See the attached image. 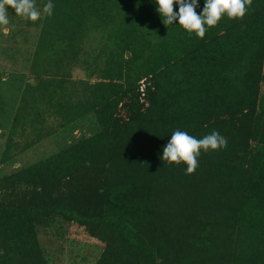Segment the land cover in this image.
Here are the masks:
<instances>
[{
	"label": "trees",
	"instance_id": "trees-1",
	"mask_svg": "<svg viewBox=\"0 0 264 264\" xmlns=\"http://www.w3.org/2000/svg\"><path fill=\"white\" fill-rule=\"evenodd\" d=\"M48 2L26 20L38 29L26 53L34 81L21 87L1 160L21 126L37 131L49 115L64 126L92 111L99 129L3 177L0 264H48L37 226L57 220L103 244L91 264H264V0L205 25L203 39L179 21L166 27L155 0H51V16ZM94 34L102 41L87 49ZM175 130H217L227 146L202 149L187 175L160 159Z\"/></svg>",
	"mask_w": 264,
	"mask_h": 264
},
{
	"label": "rangeland",
	"instance_id": "rangeland-1",
	"mask_svg": "<svg viewBox=\"0 0 264 264\" xmlns=\"http://www.w3.org/2000/svg\"><path fill=\"white\" fill-rule=\"evenodd\" d=\"M35 5L41 8L40 0H35ZM6 7L9 23L0 25V184L3 177L20 167L56 152L66 143L99 129L92 111L64 126L58 125L56 117L49 115L43 126H38L37 131L22 130L21 126L12 138L17 151L8 159L1 160V152L11 129L10 122L20 99L21 87L24 86L25 80L34 81L28 69L26 53L34 46L38 30L33 24L27 26L26 20L29 19L16 15L13 9ZM98 40L101 42L102 38L94 34V37L87 39L85 47L92 50L98 44ZM50 65L56 67L54 62ZM67 68L69 67L65 62L61 69ZM11 69H15L17 74L7 77ZM70 69L74 78L85 77V71L78 65L72 64ZM145 81V77L139 79V90H143ZM260 87L264 89V81ZM124 100L118 103L119 117H126ZM140 100L147 104L143 91ZM66 184L65 181L62 188H66ZM9 193L0 185L1 198L4 195L9 196ZM37 235L45 255L48 256V264H91L103 247L99 240L89 235L77 222L72 221L57 220L50 225H38Z\"/></svg>",
	"mask_w": 264,
	"mask_h": 264
},
{
	"label": "clouds",
	"instance_id": "clouds-1",
	"mask_svg": "<svg viewBox=\"0 0 264 264\" xmlns=\"http://www.w3.org/2000/svg\"><path fill=\"white\" fill-rule=\"evenodd\" d=\"M253 0H205V5L201 14H197L199 0H155L156 11L162 18V23L168 27L179 21V25L185 29L189 36L193 33L201 39L205 37L206 27H215L223 16L229 19L243 18L246 13V6H251ZM174 4L179 5V11H174ZM9 6L16 15L31 21H37L41 16V11L36 7L35 0H0V25H7V11ZM54 4L51 0L43 7V13L48 16L53 14ZM227 146V137L219 131L213 130L211 133L197 139L187 132L175 130L171 139L163 147V155L160 159L169 165H179L182 162L187 165L186 174H194L198 167V157L201 150H219Z\"/></svg>",
	"mask_w": 264,
	"mask_h": 264
}]
</instances>
